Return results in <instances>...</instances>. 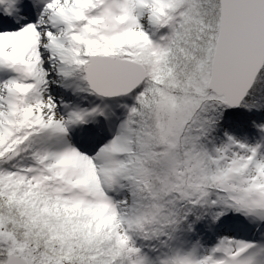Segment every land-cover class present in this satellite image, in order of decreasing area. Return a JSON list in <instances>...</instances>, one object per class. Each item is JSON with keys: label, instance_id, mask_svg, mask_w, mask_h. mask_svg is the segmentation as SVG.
<instances>
[{"label": "snow or ice", "instance_id": "obj_1", "mask_svg": "<svg viewBox=\"0 0 264 264\" xmlns=\"http://www.w3.org/2000/svg\"><path fill=\"white\" fill-rule=\"evenodd\" d=\"M0 264H264V0H0Z\"/></svg>", "mask_w": 264, "mask_h": 264}]
</instances>
